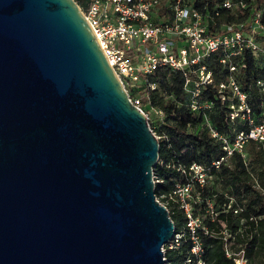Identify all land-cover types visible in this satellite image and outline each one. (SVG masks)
I'll return each mask as SVG.
<instances>
[{
  "label": "water",
  "instance_id": "water-1",
  "mask_svg": "<svg viewBox=\"0 0 264 264\" xmlns=\"http://www.w3.org/2000/svg\"><path fill=\"white\" fill-rule=\"evenodd\" d=\"M159 151L76 0H0V264H167Z\"/></svg>",
  "mask_w": 264,
  "mask_h": 264
},
{
  "label": "built area",
  "instance_id": "built-area-1",
  "mask_svg": "<svg viewBox=\"0 0 264 264\" xmlns=\"http://www.w3.org/2000/svg\"><path fill=\"white\" fill-rule=\"evenodd\" d=\"M200 1L205 2L196 5L194 0H89L87 7L80 6L110 65L129 94L142 83L147 84L146 96L157 90L158 83L149 80L157 70L181 72L185 78L184 91L190 96L188 107L204 116L208 132L218 140L222 150L209 163L193 161L180 164L178 171L183 179L157 196L169 212L176 204L184 213L185 229L175 230L173 238L164 246V251L166 248L178 250L186 238L190 246L183 264H207L200 231L206 234L208 229L203 226L196 206L206 203V211L216 214L214 199L202 195V191L214 183L213 170L215 174L220 173L225 165L231 167L236 161L242 162L250 171L246 147L251 141L264 143V97L257 114L251 94L238 81V75L246 64L240 66L236 62L246 51L262 52L264 55V42L262 44L257 40V34L264 31L262 12L256 11L246 21L227 23L221 30L214 31L212 26H217L216 16L222 13V9L243 11L247 2ZM216 58L223 68H228V72L216 74L211 65L212 59ZM257 84L264 92V80L259 79ZM208 86L216 87L222 102L227 103L226 121L232 125L227 133L216 129L209 119L212 102L203 96ZM141 98L131 99L140 106ZM157 110L164 113L161 109ZM238 124L247 126L237 128ZM251 175L254 186L261 188L257 177L253 173ZM224 195L226 210L234 207L236 214L244 211L245 198L242 204L238 196L228 192ZM241 222L244 224L245 217H241ZM222 224L224 239L228 243V238L234 235L225 222ZM227 253L231 255L230 251ZM235 264L249 262L243 253H238Z\"/></svg>",
  "mask_w": 264,
  "mask_h": 264
},
{
  "label": "trees",
  "instance_id": "trees-1",
  "mask_svg": "<svg viewBox=\"0 0 264 264\" xmlns=\"http://www.w3.org/2000/svg\"><path fill=\"white\" fill-rule=\"evenodd\" d=\"M76 1L83 8L89 4V0ZM194 2L196 5H202L205 1L194 0ZM246 2L247 7L243 11L232 12L222 9V13L216 16L217 26H212L214 31L221 30L227 23L246 21L256 11L262 12L264 20V0H246ZM262 39L264 42V31L257 34V40L260 42ZM257 53L246 51L236 59V62L240 63V66L243 63L246 64L238 75V81L241 87L251 94L254 110L259 114L264 92L257 81L264 80V55H261L263 60V66H261L258 63L260 58L257 57ZM211 65L217 75L220 72H228V68H223L217 58L212 59ZM184 79L181 72L160 69L149 78L150 81L158 83L157 90L146 96L147 84L142 83L130 93L133 100L137 95L141 96L154 112H158L157 109L164 112L160 135L151 125L160 137V158L154 168L155 179L158 180L155 189L157 196L183 179L178 171L180 164H189L193 161L209 163L222 152L218 140L208 132L204 116L188 107L190 96L184 91ZM203 96L212 102V109L208 111L212 125L222 133L231 131L232 125L226 121L229 108L226 102H222L216 87L205 88ZM188 126L202 128L194 132L188 131ZM246 126V124H238L236 127ZM246 152L250 159L251 172L242 162L235 161L231 167L225 165L220 173L215 174L213 170L214 183L202 191L205 198L214 199L216 214L206 211V203L196 206L197 214L202 217L203 226L208 229L206 234L200 231L207 264H235L238 253H243L250 264H264V143L251 141L246 147ZM252 173L257 177L261 188L254 186ZM225 192L238 196L240 203L245 198L244 211L236 214L234 207L226 210L223 206L227 201ZM170 216L175 222L176 231L185 229L184 213L176 204L170 210ZM241 217H245L244 224L241 222ZM222 222L226 223L234 235L228 238V243L224 239ZM189 246L185 238L180 249L166 248L167 264H183L188 255ZM228 251L231 255H228Z\"/></svg>",
  "mask_w": 264,
  "mask_h": 264
},
{
  "label": "rangeland",
  "instance_id": "rangeland-1",
  "mask_svg": "<svg viewBox=\"0 0 264 264\" xmlns=\"http://www.w3.org/2000/svg\"><path fill=\"white\" fill-rule=\"evenodd\" d=\"M260 42L263 44V39ZM262 54H263L262 52H258L257 53V57L260 58L258 63L261 66H263V60L261 59V57H262L261 55ZM136 97H141V96L137 95ZM140 106L144 109V111L149 116V121H150L152 127H154L157 130V132H158L157 134L160 135V133H162V131H161L162 130V125H163V123H162L163 120L162 119H163L164 115L159 113V112H154L153 108L151 106H149L147 103H145L142 98L140 99ZM201 128L197 127V126H188V131L196 132L198 130H201Z\"/></svg>",
  "mask_w": 264,
  "mask_h": 264
}]
</instances>
